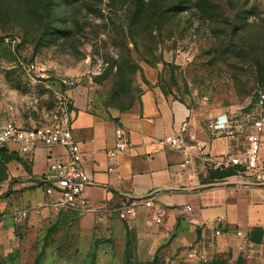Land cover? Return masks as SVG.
Wrapping results in <instances>:
<instances>
[{
  "label": "rangeland",
  "instance_id": "1",
  "mask_svg": "<svg viewBox=\"0 0 264 264\" xmlns=\"http://www.w3.org/2000/svg\"><path fill=\"white\" fill-rule=\"evenodd\" d=\"M243 1L245 20L226 33L225 25L205 20L191 3L162 23L157 0L154 18L148 0H65L50 7L48 19V0H0V116L13 107L25 127L55 120L68 87L63 79L104 116L137 108L152 87L207 124L221 113H253L264 92V0ZM226 10L236 13L234 6ZM235 29L231 44L226 35ZM33 62L42 70L30 71ZM17 164L16 155L0 157V264H128L126 253L140 261L135 228L122 213L93 221L80 209L52 210L44 205L51 196L40 199L34 186L21 187ZM21 209L29 216L16 223ZM218 258L199 264H256L242 253Z\"/></svg>",
  "mask_w": 264,
  "mask_h": 264
},
{
  "label": "crops",
  "instance_id": "2",
  "mask_svg": "<svg viewBox=\"0 0 264 264\" xmlns=\"http://www.w3.org/2000/svg\"><path fill=\"white\" fill-rule=\"evenodd\" d=\"M66 94L72 103V133L83 152L82 167L91 179L84 193L91 208L87 220L105 221L122 213L135 228L142 262L158 255L170 264H192L188 251L206 243L215 245L214 257H234L245 236L259 248L251 261L264 264V185L251 184L249 174L217 178L212 164L197 153L187 156L166 143L175 136L187 146L211 145L212 154L221 156L236 150L242 138L231 141L214 135L209 128L214 119L208 124L200 121L187 105L168 100L158 87L146 88L137 108L110 116L94 112L83 91L70 89ZM224 114L215 119L223 121ZM20 124L24 128L36 125ZM184 126L187 130L182 132ZM118 127L126 130L129 149L111 159L108 151L115 146ZM2 154L19 158L21 164L15 167L22 188L34 186L40 199L47 195L52 202L60 199L50 167L55 161L67 160L66 147L39 144L32 152L22 153L10 144ZM260 156L264 160V136ZM149 195L167 211L161 224L144 206L132 217L122 210L125 199ZM26 197L27 203L34 200L31 193ZM216 231L221 234L217 236Z\"/></svg>",
  "mask_w": 264,
  "mask_h": 264
},
{
  "label": "built area",
  "instance_id": "3",
  "mask_svg": "<svg viewBox=\"0 0 264 264\" xmlns=\"http://www.w3.org/2000/svg\"><path fill=\"white\" fill-rule=\"evenodd\" d=\"M41 65L33 62L28 68L30 71H41ZM45 76V75H42ZM65 87L74 86L73 81L61 80ZM66 90L61 93V106L59 115L55 120L47 123H38L34 127L24 128L18 117L16 110L10 107L4 116H0V155L10 145L15 144L20 152H32L39 144L47 147L61 146L68 149V158L64 161H55L50 169L54 174L55 183L60 189L61 197L58 201L44 203L56 211L63 209H80L91 211L88 207V201L84 195L86 188L91 184L90 176L82 167L83 152L81 146L75 141L72 133L71 100L67 96ZM258 103L255 112L243 114L241 117L226 113L222 115L224 120L214 119L209 128L216 136H225L231 141L242 138L243 143L226 155L214 156L211 145L187 146L180 138L168 137L166 143L171 144L177 149L186 153L187 156L192 151L198 156L212 164L214 170H228L238 168V174H249L253 178L251 184L256 183L264 185V160L261 159L260 150L264 136V92H259ZM187 127L182 128L185 132ZM116 143L113 149L108 151L111 159L117 158L129 149V140L124 128L116 129ZM110 171L113 169L110 168ZM250 185V184H248ZM144 206L152 210L155 221L158 224L164 222L167 211L157 205L153 196L142 197L138 199L122 202V210L126 216L135 215L136 209ZM188 212L192 211L191 206H187ZM29 216V210L21 209L14 214L16 223H22ZM220 231H216L219 236ZM258 245L250 239L242 236V242L238 250L248 258L259 250ZM215 245L213 243L197 244L187 253V260L190 263L199 264L212 260L214 258ZM264 251V244L261 246Z\"/></svg>",
  "mask_w": 264,
  "mask_h": 264
},
{
  "label": "trees",
  "instance_id": "4",
  "mask_svg": "<svg viewBox=\"0 0 264 264\" xmlns=\"http://www.w3.org/2000/svg\"><path fill=\"white\" fill-rule=\"evenodd\" d=\"M61 2L63 4L65 0H48L46 3V7H44V19L50 18V7L54 9V6L57 2ZM159 3V12L157 13L159 18L162 20V23H166L170 20H172L176 16V12H178L176 9H179L180 11L182 8H184V3L190 4V8L195 9L200 16H202L205 20H208L209 22H212L214 24H219L221 28L224 27L225 25V31L226 33L229 32V27L232 24H238L240 21H244L243 15L247 13V3L244 2L243 0H229L228 3L224 2L222 0H180L176 4H172L168 6L169 0H157ZM145 6L149 7V12L152 14L151 18H154L153 16L155 13L152 11L153 7V0H148V2L145 4ZM229 6H234L236 8V13L235 15H227V10ZM179 11V12H180ZM255 9H252L251 12H254ZM259 22L262 24L263 28L261 31L262 34V39L260 41L264 42V18L260 17ZM223 24V25H222ZM236 26V25H235ZM45 28L47 30H50L51 24L46 22L45 23ZM238 35V33L235 32L227 34V40L231 44L235 42V37ZM230 53H233V51L230 49ZM260 82L264 84V76L262 75L260 77ZM64 91L66 89H63ZM4 154H2L0 157H2ZM238 168H231L228 170H215L213 175L217 178H225V177H230L233 175L238 174ZM127 255V262L128 264H158L159 262V256L156 255L152 260L142 262H134L131 258H129L131 255ZM217 257H214L212 261H217L219 260ZM129 258V259H128ZM35 264H40L39 261H37Z\"/></svg>",
  "mask_w": 264,
  "mask_h": 264
}]
</instances>
